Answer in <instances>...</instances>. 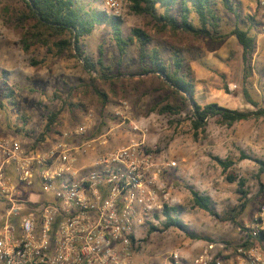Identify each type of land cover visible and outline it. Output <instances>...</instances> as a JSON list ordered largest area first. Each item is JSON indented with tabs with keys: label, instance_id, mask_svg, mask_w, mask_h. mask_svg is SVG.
I'll use <instances>...</instances> for the list:
<instances>
[{
	"label": "rangeland",
	"instance_id": "obj_1",
	"mask_svg": "<svg viewBox=\"0 0 264 264\" xmlns=\"http://www.w3.org/2000/svg\"><path fill=\"white\" fill-rule=\"evenodd\" d=\"M120 1V15L114 17L120 19L122 35L128 37L134 28L148 32L152 37L151 46L160 48L167 64L170 62L167 47L177 46L184 58V67L194 72V98L199 105L254 110L242 95V49L234 37L213 44L207 38L190 41L179 34L173 41L169 33L156 35L149 18L131 14L127 0ZM80 2L108 16L103 23L95 25L82 47L83 56L93 62L99 58L100 48L104 63L112 66L113 74H120L115 85L100 88L108 95V103L101 108L95 96L83 93L82 86L89 83V78L82 62L55 57L53 49L40 44L25 52L21 32L11 18L12 12L21 8L20 0H0V137L16 138L30 148L43 131L49 113L58 111L57 124L41 150L58 140L63 131L84 124L88 128L86 133L67 142L77 140L79 145L82 140L103 134L105 153L131 143L153 150L159 163L166 164L160 180L171 188L169 208L176 209L171 216L179 220L181 227L166 228V220L162 219L153 228L138 229L140 250L135 264H164L173 251L196 256L207 240L234 242L235 225L224 217L237 207L242 197L237 184L227 181L228 171L224 172L219 162H231L234 174L247 181L250 192L247 198L254 197L260 184L264 187V174L257 179L260 163L264 162V117L231 126L219 125L212 119L203 131L195 132L187 120V104L177 116L159 114L155 108L175 104V97L170 96L157 75H139L138 52L134 45L128 47L121 65L118 64V51L109 23L111 13L102 0ZM231 3L234 12L241 15L239 25L245 27L244 16L256 10L255 0H231ZM211 5L217 11L221 32L232 30L236 25L233 14L226 11L219 0H211ZM171 14L177 16L179 7H174ZM252 34L257 36L258 48L253 59L250 93L264 106V36L254 29ZM33 62L39 65L33 66ZM10 91H13L12 97ZM94 127L98 131L91 135ZM82 163L78 160L79 166ZM190 189L209 198L215 216L193 207ZM257 205L258 199L250 201L236 219L238 225L250 220Z\"/></svg>",
	"mask_w": 264,
	"mask_h": 264
},
{
	"label": "built area",
	"instance_id": "obj_2",
	"mask_svg": "<svg viewBox=\"0 0 264 264\" xmlns=\"http://www.w3.org/2000/svg\"><path fill=\"white\" fill-rule=\"evenodd\" d=\"M255 3L252 30L264 36V0ZM102 4L120 15V0ZM87 129L65 130L44 150L0 137V264H135L138 229L165 220L166 164L131 143L79 166L77 153L90 146L67 140ZM234 234V242L207 240L196 256L170 252L164 264H264V191Z\"/></svg>",
	"mask_w": 264,
	"mask_h": 264
},
{
	"label": "trees",
	"instance_id": "obj_3",
	"mask_svg": "<svg viewBox=\"0 0 264 264\" xmlns=\"http://www.w3.org/2000/svg\"><path fill=\"white\" fill-rule=\"evenodd\" d=\"M219 1L223 8L231 12L235 18V27L227 33H222L220 30L217 11L212 7L211 0H127L131 14L149 18L156 35L169 33L173 41L177 40L179 34L187 36L190 41H195L200 37L207 38L213 44H220L234 37L242 49V95L245 102L254 108L253 111L229 110L217 104L199 105L194 98V72L184 67V58L177 46L171 44L167 47L170 61L167 64L161 56L160 48L151 46L152 37L148 32L134 28L130 30L128 37H124L119 25L120 19L109 16L112 39L119 56L118 64L121 65L128 47L134 45L138 52L139 75L144 77L157 75L170 96L175 97V104L167 103L155 109L161 115L177 116L182 113L183 105L187 104L189 107L187 120L195 132L203 131L208 121L212 119L219 125L231 126L235 123L264 117V106H260L250 93V81L254 76L253 59L258 48L257 36L252 34V28L258 24L257 12L245 15L246 25L242 27L239 25L241 15L239 12H234L231 0ZM20 3L21 8L13 11L11 18L15 20L18 25L17 29L21 32L24 51L27 52L33 45L40 44L49 50L53 49L55 57L77 59L82 62L83 69L89 78V83L82 86L83 93L95 96L100 107L104 108L108 103V95L100 88L110 84L115 85L119 81L120 74H113L112 66L104 63L100 48L99 58L93 62L83 56L82 47L85 38L93 33L95 25L103 23L108 17L106 13L94 10L88 5L83 6L80 0H20ZM174 7H179L177 16L171 14ZM8 11L5 10V12ZM190 49L191 45L188 50ZM32 64L33 66L39 65L36 62ZM12 95L13 91H10V97ZM262 102L264 103V94ZM82 112H84L83 106ZM59 115L58 111L49 113L43 131L33 141L31 149H36L47 141L57 124ZM219 164L224 172L228 171L227 181L237 184L238 193L242 197L237 207L224 217L225 220L237 226L236 219L240 213L246 209L252 199H258L264 187L260 184L255 196L247 198L250 194L247 181L234 174L231 170L233 166L231 162H219ZM262 174H264V162L260 163L258 180ZM190 194L194 208L213 216L216 215L209 198L200 196L193 189H190ZM175 213V208L165 207L163 214L166 228L181 227L179 220L171 216Z\"/></svg>",
	"mask_w": 264,
	"mask_h": 264
},
{
	"label": "crops",
	"instance_id": "obj_4",
	"mask_svg": "<svg viewBox=\"0 0 264 264\" xmlns=\"http://www.w3.org/2000/svg\"><path fill=\"white\" fill-rule=\"evenodd\" d=\"M98 131V128L94 127L93 128V132L91 133V135L95 132ZM105 135L101 134L97 137H91L88 140H82L81 144L79 145H83V144H89L90 148H85V151H82L81 153H77L75 160H85V163H88V160H96L98 155L105 153V140L104 137ZM103 140V142H102ZM69 143L72 146H78L77 140H72L69 141ZM42 147V146H40Z\"/></svg>",
	"mask_w": 264,
	"mask_h": 264
}]
</instances>
